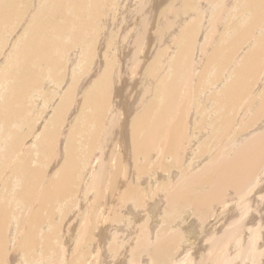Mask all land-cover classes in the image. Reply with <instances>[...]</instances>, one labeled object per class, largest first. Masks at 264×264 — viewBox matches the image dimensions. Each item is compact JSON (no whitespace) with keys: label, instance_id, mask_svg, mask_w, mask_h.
<instances>
[{"label":"bare ground","instance_id":"1","mask_svg":"<svg viewBox=\"0 0 264 264\" xmlns=\"http://www.w3.org/2000/svg\"><path fill=\"white\" fill-rule=\"evenodd\" d=\"M26 1L27 0H0L1 20L3 21L7 18L17 19L12 20V24L11 26H8V30L13 27V25L19 26L13 33V36H11L14 38V40L12 39L13 41L10 43L11 49L6 52L5 50L7 48L4 46L6 48L5 50L2 49L4 52L0 50V52L5 54V56H3L5 58L2 61V65H6L9 60L15 61L16 63L22 65H34L35 69L30 71L29 76L24 81V86L35 89L32 92L35 98L42 96L43 94H45L44 96L48 95L45 90L51 84H56V82L53 81V77L51 76V71H57L58 76L59 69L61 67V61H68V65L66 67L68 79H66L67 83H65L66 86H68L70 83L71 84L67 88H65L66 86L63 85L64 87L59 90L57 88H50L54 97L59 93L56 106L51 103L53 105V109L55 108L56 111L58 110V113H54L56 118L52 115L53 118H51L49 122L51 123L50 125H56L55 122L65 119L64 117L69 114L71 110L68 111V109L70 106L72 107L76 101L77 90H80L79 86L81 87L80 94L83 95H81L82 97H79L80 100H78L75 104L76 107L73 111L75 113H72L71 115L74 118V122L69 124H75V126L69 125L68 128H70H67V130L63 132L65 146L59 149L58 156L62 158L63 154H65V159L61 160L60 165L58 164L59 167L56 169L55 173L49 174L46 173V170L43 172V170H40L41 168L37 170L35 166L30 164V161L25 154H23L24 156H22V160L19 162L17 161L18 163L14 165L12 173L10 172L11 179L14 180L16 185L20 187L22 186V190H19L17 193L21 195V198H23V203L20 204H22L21 206L24 205V207L22 209L23 212L22 210H18L20 214H16V216L20 217L21 215L23 218L22 220L24 221L26 218H30L31 214H33L35 216V224L37 226L43 227L48 221L50 222V217L56 219L58 216H62L63 209L65 208V201L67 199H71L72 194H74V190L71 187L76 184L77 180H80L79 186L75 189L77 192L76 198L82 199V193H86L87 195L84 197V200L87 201L88 198L92 200L88 202V215L84 214L82 216L81 221L83 224L82 227L79 228L81 230L80 233H78V239L76 240V243H81L84 240L80 239L83 236L84 230L87 229V227L84 226V222L86 221L88 223L89 218L92 219L94 217L90 216L89 214H92L95 210H102L100 216L103 219L106 217V206L104 205H109L112 203V205H109L111 207H108L109 209L107 208V214L110 213V210H112L113 206H118V209H115L117 215L114 213V215L117 217L111 221L106 222L105 220L106 224L108 223L110 226V233L109 235L107 234V237L105 236L104 239L101 240L106 241L116 237L119 241L118 243L121 242V248H119V245L118 247L114 246L115 243L113 242V246L111 244L110 245L113 248L117 247L116 250L115 248L111 250L110 246H106L104 249L105 253L107 251L111 253V258L117 252L119 255V251L122 250V255L120 258L121 260L119 262L121 264H139L142 263L140 260L144 261V259L148 258V255L150 256V262L152 261V263H155L156 258H158V262L159 260L163 259L162 256L167 255L166 253H162L164 246H168V244L165 243L168 241H170V244L174 243H171L173 238L169 240L166 239L167 241L164 239L165 241H162L160 240V237L165 238L167 237L166 235H168V238L169 236L172 237L173 235L177 237V233L178 237L182 239L184 238L183 236H185V232H188L191 235L194 233L198 234V232L203 233V235H207L204 243L210 245L208 248H205L206 244H198V250L201 251H198L195 246V250L198 251L196 252L197 254H192L193 257L191 259L189 258L187 261L185 259L190 254L183 251V253H185H180L179 255L175 256L173 261H166L169 257L166 259L165 257L167 256H165L164 258L166 260L164 259L160 261L161 263L165 261V264H264V72L262 73V71H264L262 70L264 63V34L263 32L259 33L262 31V29H264V0H186L188 3L184 5V8L187 6H190V8H195L192 9V12L187 11V8L183 9L184 13L190 12V14H188L190 18L188 17L189 20L187 23L183 24L182 22L183 25L176 24V26L173 24L175 19L172 20L169 15L170 13L173 14L171 10L176 11V9L183 4L182 0H153L152 2L150 1V4H142L140 12H137L138 14L136 17L131 19V21H134L141 16L140 23L139 21L137 23L128 22L127 25L125 21L123 22V20H129L130 16L135 12L133 9H128L126 13H120L117 16L115 11L118 10L117 5L119 7L120 1L122 0H74L77 5V9L72 10V13L70 14L64 7L65 4H67L70 0H60L58 5L53 10V20L39 19L35 21V24L32 27H30V23L34 21L36 12H40L44 8L45 4H39L38 0L37 5L36 0H33L31 8L27 11L30 12V14L27 15L26 12V15H23L22 12L26 8ZM194 1L196 3L201 1V3H197V6L195 5ZM21 2L23 6L19 5ZM129 3L130 1L127 4ZM140 3H142V1H140L139 4ZM167 3L172 5L170 6L171 10L167 8L170 11L169 13L167 12L168 10H163L161 12V9H159L160 12H157V8H155L156 4H158V6H163L162 8L166 9L165 7ZM146 4L151 8L154 6L156 9H154V11H152L148 16L146 13H144L147 7L144 5ZM34 5L37 8L32 10ZM212 9L219 11L221 14L218 20L220 23L217 27H221L220 30H225V36L227 38H231L233 42H228L226 45H224L223 40H218L215 42V38H213V41L211 40L210 43L206 45L207 48H202L201 46L202 49H199L202 50L201 55L202 59H204L202 61L204 63L206 61L205 64H207L208 61L211 67L208 65L210 68L208 67L209 69L203 71L201 74L199 73V76L194 74L195 71L189 75L188 71L189 68H191L190 66L192 62L190 57L192 56L195 58V54L198 50L197 46H195V43H198L195 42L196 34L202 28H204V31H206L210 26V19L208 21H203L201 17L209 10L212 11ZM155 11L156 13H161V15H164L165 13V19H159L161 16L160 14H157L156 17ZM176 12L174 14L178 15L179 13L177 12V14ZM208 13L210 14V12ZM209 14H206V16ZM237 15L238 17H236ZM180 18L181 17H179V20ZM248 18L249 21L247 20ZM205 19H207V17ZM250 21L251 24L249 25ZM50 24L54 25V35L58 37L55 49L56 54L52 56L51 59L44 56L37 58L30 49V43L37 36L45 37L47 28ZM226 24L228 25L227 29ZM232 25L236 26V28L230 27ZM26 26H28L27 29H29L27 32L25 30ZM251 28L256 29H252L253 33L251 31L249 38L244 41ZM10 34L11 33L8 34L7 32V35H5V40L7 42L9 39L8 36ZM118 35L120 38H118ZM100 36H105L104 40L108 42L107 45L104 44V47L107 46V54L109 56L112 55L109 53L110 50L116 47H113L112 44L115 43V41H119L117 42L119 43L117 56L120 55V58H118L120 61L118 65L114 60L115 58L112 60L106 59L105 64L100 61L95 62L96 65L98 64L97 67L99 72L97 74L100 72L101 74H99V79L89 80V75L86 76V72H89V70H87L86 67L88 65L90 66L94 59H96V54H94L95 47L93 51L92 46L94 45H92V43L101 38ZM197 36L199 37L201 34H197ZM29 39L30 41L28 42ZM204 39L205 38H203V40ZM249 41H255L254 45L251 42L250 43L252 45H249ZM22 44L24 45L23 47L21 46ZM165 44L170 47L171 51L173 48L172 46L181 45L180 55L176 56L178 59L175 63H173V66H171L170 69L173 74V79L169 80L167 75H163L160 78L161 84L155 85L156 87L153 86V89L150 88L153 90V92H155V94H149L150 100L146 98V100L142 101L143 98L141 99L140 97V99H138V101H142L141 104H146L148 101H150V103L148 102L149 105L144 107V110L142 109L141 112L138 111L139 113H135L134 110L135 106H137V100L131 99L134 98L133 96H135V93L133 94V90L138 88L140 83L144 82V78L148 79V77H144V70L150 71L152 69H159L156 65V62L160 57L162 58L161 54H164L162 51L158 53L157 57L153 61L150 62L148 60L152 50L160 49V46H164ZM230 45H233L234 47L231 50ZM208 48H212V53ZM179 51L180 50L178 48V52ZM240 54L243 56L240 57ZM83 55L85 56V60L87 59L86 63L88 65L86 66L85 64L84 67L83 64L82 68L81 66L83 61L81 60V57H84ZM104 55H106V53H104ZM238 56L241 61L240 64L238 63ZM172 58L173 57L171 56V59ZM205 58L208 59L206 60ZM78 59L82 61L81 64L80 60L79 62L77 61ZM197 59L195 58V60ZM166 62H168V60ZM93 66H95V64H93ZM37 69H41L42 75L44 76L43 81H39L38 76L36 77L34 70L38 72ZM118 69L122 71L117 72ZM211 69L215 72L213 74V82L209 79H206L208 75L206 72H210ZM2 70L3 72L1 75H4V73L9 74L7 68L1 69L0 72ZM113 72H115L116 74H114L117 75L116 82H118L119 85L122 84V89L124 88V83L126 84V81H128H125V75L129 73L128 75H131V82L129 81L128 83L131 85L126 86V88L122 91L121 87L116 88V91H113V89H115L114 86H116L113 85L114 83H112L114 80L112 76ZM181 72H183L184 76H182L181 82H178V78L180 76L179 74ZM10 73L11 75H14L12 67ZM82 73H84V75ZM261 74H263L262 77ZM77 76H79V78L76 81ZM8 77L6 76L5 78H1L0 76V82H4L0 83L3 86L2 88H5L6 86V89H9L10 84L7 82H9L10 75H8ZM85 77L86 79L84 82L83 79ZM60 78L62 79V77ZM30 80H32L34 83H28ZM206 80H208L210 83V88L218 86L217 89L219 90L216 91V89H213L215 92L211 90V95L209 92H206L205 88L208 87L209 84L206 82ZM58 81H60V79H58ZM192 81H194L193 86L197 87V90L195 91L198 92L200 101L198 104H196L193 102L194 97L191 98L189 96L190 101L188 102V99L187 102L190 105L185 104L184 106V104H181V106L183 105L184 107L182 109L180 108L181 106H179L181 101L180 103L178 102V100L181 98V90L184 86H190ZM157 82L159 83V80H157ZM153 83L154 82L150 81L149 85H154ZM158 85H160L159 88ZM18 86L19 84L12 85V97L10 99L4 100L3 105L0 106V148L5 149V152L0 155V161L1 159H5L8 163L10 160L13 161L14 158L16 159L17 157H20L17 155V152L21 149V142L23 144L25 139L24 136H21L22 134H19L20 137L18 135L13 138L11 132L16 131L15 129L18 126L14 127V124L11 121L12 118L9 115L10 113L8 114L4 110V107H7L8 112L11 111L9 110V104L11 105V103L17 97L15 94L17 92L20 93L21 91L20 88H16ZM200 87L204 88L201 92L200 89L202 88ZM144 88L145 87H143V89ZM148 88L149 87L147 86V89ZM118 89L120 91H118ZM151 90H144V92L149 91L148 93H150ZM140 91L141 90L138 92ZM195 91H192L191 94H194ZM1 92L2 91H0V94ZM113 92L117 93L115 94V98L113 96ZM155 96L156 98H154ZM163 96L165 99L162 103H160V97ZM184 96V99H186V95ZM234 96H237V98L235 99ZM112 97L114 98V101L112 100ZM50 98L51 96L49 97V101ZM240 98H244L245 106L241 104L243 101H241ZM115 99L121 101L123 105L120 103V107H118V104H116L117 108L113 107L116 110L113 111L114 113L109 119L112 121H108L107 123L110 122L108 125L104 123L105 126H103V119L108 117V111L112 107V105H110L112 103L111 100L113 102H118ZM129 99H131V102L127 101ZM83 100L90 104L91 111H85V107L82 104ZM27 102L25 103L27 104ZM238 102H240L239 104H241L243 107H237ZM115 103H113V105ZM22 105L23 104H21V107ZM24 105L21 115L23 114V110H25L28 115L30 113V109ZM158 106H160V108ZM157 107L159 109L158 111H156ZM189 107H191V109H196V111L201 114V118H198L200 115H197L196 112V117L195 119L193 118V120H195L194 122H196V119L200 120L198 123V127L200 126L199 129L196 126L198 129V133L195 132L196 134L191 132L192 130L190 127L193 125L187 128V126H189L188 121L192 118V116L189 115V112L187 115V111H185V108L188 109ZM138 108L141 109L143 107L140 105ZM47 109L48 108H46V110ZM181 109L183 110L182 114L179 112ZM133 112L136 114L135 116L132 115ZM15 114H17V112ZM8 115L10 116L9 118L11 120L8 118ZM246 115L249 117V120H247L246 123L247 125L243 124L245 123L244 120L241 122ZM12 117H14V114ZM31 117L29 118L31 119ZM236 117L237 119L238 117H243L239 119V121L241 120V124L243 126L245 125L246 127H242L243 129L240 128L241 132L237 129V126L240 125H237V128H234L233 126ZM28 119H26L25 122L27 125L30 121ZM80 119L83 121H81L83 123V127L81 126L82 128H80L79 125H76L80 124L78 123L80 122ZM94 121H96V124H98L100 129H104L103 135L101 134L102 130L99 131V129L96 131V136L98 139L95 140V143L91 142V147H86L90 151L85 149L86 152L81 155L78 153V151L80 147L82 148V146H80V144L74 143V141H77L76 139H73L74 133L76 129H78L79 135L81 133L86 134L85 131L88 129V127L91 129ZM207 121L208 123H205ZM45 122L47 123V121ZM88 124L90 126H88ZM206 124L209 126L207 127ZM47 125L46 127H48ZM203 125L206 126L203 127ZM101 126L104 128H101ZM241 129L244 130L243 133L247 134V136L245 137L246 139H243L244 141L239 142V132L243 136ZM201 130L206 131H204L205 133H202ZM207 130L212 138L210 136L205 137V135L208 134L206 133ZM194 131L195 130H193V132ZM86 132L89 133V130ZM191 133L193 135H191ZM54 134L55 130L44 132L41 139H39L40 137L38 138V144L34 146L36 148L40 147L39 149L47 148L49 144H52L51 142L54 140ZM82 135L83 134L80 136ZM82 137L80 143L89 142L87 141V138H90L91 140L89 135ZM11 138H13V141ZM9 139H11V142L8 141ZM54 146L56 147V145ZM51 148L53 147L51 146ZM38 151L39 150L37 149V152ZM40 151L42 153V150ZM54 155L55 154L52 151L50 156L47 154L49 158H55ZM140 155H142L141 158H139ZM35 156L34 160L37 161L38 159H36ZM128 157L131 158L129 159ZM189 160H191V163ZM206 160L208 163L206 165L202 164L203 162H206ZM1 162H4V160ZM187 162L189 165H186ZM130 163L132 164V167ZM201 165H204L202 166L203 168L201 167L202 169H200ZM7 168L8 167H6V169ZM85 168V173L82 175V171L84 172ZM94 168L96 171L94 172L93 178L89 181L90 175L92 174ZM160 177L165 179H161ZM41 179H43V184L41 183ZM142 182H144V184H142ZM108 185L111 187V192H116L114 198H112L113 200L111 199V195H109L110 199L108 198V191L105 189ZM155 185H157V187ZM139 186H141L143 189ZM146 188H151L150 193L152 198H150L151 196H148L149 198H147V195H145L147 199L144 197L143 194L149 192V190ZM150 193L148 195H150ZM15 197H18L17 194ZM17 202L20 201H16V203ZM130 204L132 206L131 209H133L132 214L135 216V219L132 216V223H135L134 227H136V230L130 229L129 226L125 225L124 220H127L126 218H124V220L118 218L121 214L120 211L124 209L123 207L127 205L129 206ZM79 205V202H77L71 209L70 204L69 209L73 213L76 211ZM126 210L127 209L125 208L124 212H126ZM146 211L149 213H146ZM111 212L113 213V210ZM171 212L177 213V218L174 216V214L172 216ZM5 213L6 208H4V206L0 203V264H13L14 262L12 260L17 261V256L18 263L16 264H33L37 258L34 251L37 250L36 248L38 245H41V249L39 247V251H43L45 253L44 254L41 252V254L47 256V253L50 251L52 254L57 252L56 255L58 256V260L61 259V257H64L59 254L63 252V247L64 251L66 252L65 248L67 249L70 247V244L59 243L60 245L58 246V252V247L54 244H51V241H48V244L46 243L47 240L45 238H48V235L42 236V238L46 240V242L43 241V244H37V242H39L37 237L35 238L29 236L26 239L25 244H19L21 245L22 249L20 246H15L18 241L15 245V242H12V246H15V249L13 248L10 250L9 245L11 243L10 240L12 239L8 238V236H11L12 238L13 235V241L18 240L16 235L18 223L17 218H15L14 222H11L7 225L5 223ZM23 214L25 215L24 217ZM122 214L124 213L122 212ZM188 215H192L193 217L191 216L190 219ZM124 216L127 217V215ZM147 216L150 217L149 220ZM165 216L168 218L166 219ZM140 218H144L145 221L142 220L143 223L139 222ZM192 219H197L201 222L198 223L196 221V224H194L195 226H193ZM19 222L22 224L20 219ZM216 222L219 223L215 226ZM139 223L140 225H138ZM100 225L97 227L99 228ZM114 226H116L119 230V236H113L114 234L112 233H116ZM91 229L92 228L89 230L87 229V235L91 233ZM9 231L11 234L7 233ZM105 231L106 230L104 228L103 232ZM131 233H134V236L137 237L134 247L128 243L125 244L128 238H130L129 234ZM84 235L86 236V234ZM125 237L127 240H123ZM190 238H192V236ZM202 238L204 239V237ZM155 240L164 244H155ZM8 242L10 243L8 244ZM59 242H61V240ZM127 242H129V240ZM100 244H102V242L99 239L98 243L90 244L88 247L90 248L89 252L93 253L95 257L100 256V260L98 261L101 262L103 261V259L101 260L102 253L98 249ZM153 245L156 246L154 250L151 249V246ZM186 245L183 246V249ZM72 246L74 245L72 244ZM141 248H143L144 251L148 253L145 256L142 250L143 256H145V258L140 255L139 259L137 258V261L135 262V257L138 256V253L136 255L135 251L138 252V249L140 250ZM118 249L119 251H117ZM185 250L187 249L185 248ZM18 252H20L23 257L19 255ZM200 252L201 254H198ZM140 253L141 252H139V254ZM41 254H38L39 258ZM44 255H42V257ZM127 255L130 257H127ZM195 256H198L199 259H196ZM45 257L43 259H45ZM118 257L116 258L118 259ZM127 258V262L129 261V263L126 262ZM47 261H51L52 263L54 262L53 260ZM88 262L90 261H88L86 258V262L82 264H88ZM67 263L68 262H66V264ZM45 264L51 263L49 262ZM156 264H159V262Z\"/></svg>","mask_w":264,"mask_h":264},{"label":"rangeland","instance_id":"2","mask_svg":"<svg viewBox=\"0 0 264 264\" xmlns=\"http://www.w3.org/2000/svg\"><path fill=\"white\" fill-rule=\"evenodd\" d=\"M59 1L60 0H39V4H42V3H44L45 4V6H44V8L40 11V12H36V15H35V19H34V21H32L31 23H30V27H32L34 24H35V21L36 20H39V19H50V20H53L54 19V15H53V10L55 9V7L58 5V3H59ZM130 1V3L129 4H127L128 2ZM140 1H142V3H140L139 4V2ZM146 1V2H145ZM150 1L152 2L153 0H122V1H120V6L118 7V5H117V8H118V12L117 11H115L116 12V15L118 16L120 13L121 14H124V13H126L127 12V10L128 9H133L134 10V12L135 13H133L131 16H130V18H129V20H123V22L125 21L126 22V25L128 24V22L129 23H137L138 21H139V23H140V18H141V16L140 17H138V19L137 20H134V21H131V19L133 18V17H136V15L138 14L137 12H140V10H141V6H142V4H145V3H148V4H150ZM202 1V0H201ZM201 1L200 2H197V3H201ZM32 2H33V0H27L26 1V8L23 10V15H26L25 13L31 8V6H32ZM36 2H37V5H38V0H36ZM182 2H183V4L182 5H180V7H178L177 9H176V11L180 14V13H182V14H178L176 11H173V10H171L170 8V6H172V5H169L168 3H167V5H166V9H163L162 7L163 6H158V4H156L155 5V8H157V12H160V10L159 9H161V12L163 11V10H168L167 12L169 13L170 11H169V9L173 12V14H171L170 13V18H172V20H174L175 19V21L173 22V24H174V26H176V24L178 25V24H181V25H183V24H185V23H187L188 22V20H189V16H188V14H190V12H192V9L193 8H195V7H193V8H190V6H187V7H185L184 8V5H186L188 2L186 1V0H182ZM194 3H195V5H197V3L194 1ZM124 4V5H123ZM20 6H23V4H22V2L19 4ZM126 5V6H125ZM134 5V6H133ZM194 5V6H195ZM144 6H147L146 7V9H145V12L144 13H146V15L148 16L149 14H151V12L152 11H154V6H153V8H151V7H149L147 4L146 5H144ZM168 6V7H167ZM183 6V7H182ZM198 6V5H197ZM196 6V7H197ZM65 9L68 11V13L70 14V13H72V10H76L77 9V5H76V3L74 2V0H70L67 4H65ZM37 7H35V5H34V7L32 8V10H35ZM127 8V9H126ZM135 8V9H134ZM167 8H169V9H167ZM187 8V9H186ZM120 9V10H119ZM151 9V10H150ZM153 9V10H152ZM183 9H186L187 11H190L189 13H184V10ZM156 10V9H155ZM147 12H149V13H147ZM177 13L178 15H175L174 13ZM208 12H210V14L208 13ZM206 14H209V15H207L206 16V14L205 15H203L201 18H202V20L203 21H208L209 19H210V26H209V28L206 30V28H205V30L206 31H204V28H202L197 34H201V36H197V34H196V38H197V40H196V38H195V42H198L197 44L195 43V46H197V48H198V50H197V53L195 54V58L197 59V58H199V59H197V60H195V58H193L192 56L190 57L191 59V68H189V75H191V73L193 72V71H195V73L194 74H196V75H198L199 73L201 74L203 71H206L207 69H209L210 67H211V65H209V63H208V61H207V64H205L206 63V61H205V63L202 61V60H204V59H202V55H201V52H202V50H200V49H202L203 47H206V45H208L209 43H210V41L212 40L213 41V38H215V42L216 41H218V40H223V43H224V45H226L228 42H230V43H232L233 41L231 40V38H227L226 36H225V30H220V28L221 27H217V26H219V23L220 22H218V20H219V18H220V16H221V14H220V12L219 11H216V10H213L212 9V11L211 10H209ZM4 13H5V11H4ZM211 13H212V15H211ZM30 14V12H27V15H29ZM155 14H156V17H157V14L159 15H161V13H156V11H155ZM186 16H185V15ZM172 15V16H171ZM74 16V15H73ZM162 16V17H161ZM160 16V18L159 19H162V18H164L165 19V13H164V15H161ZM174 16V17H173ZM208 16H209V18H208ZM159 17V16H158ZM179 17H181L180 18V20H179ZM186 17V18H185ZM189 17V18H188ZM203 17H207V19H205V18H203ZM236 17H238V15L236 16ZM116 19V18H115ZM124 19V18H123ZM12 20H17L16 18H7V19H5V20H1V18H0V50L1 51H3V50H5L6 48V52L8 51V50H10L11 48H10V43L14 40V38H12L11 36H13V33L17 30V28L19 27V26H17V25H13V27H11L9 30H8V26H11V24H12ZM179 21V22H177V21ZM183 20V21H182ZM248 21H249V18L247 19ZM182 22H183V24H182ZM249 23V22H248ZM170 24H172V23H170ZM251 24V21H250V23H249V25ZM27 27L28 26H26L25 27V30H26V32L27 31H29V29H27ZM230 27H235L236 28V26H234V25H232V26H230ZM229 27V28H230ZM228 28V25L226 24V29ZM219 29V30H218ZM254 29H256V28H251V30H250V32L247 34V36L245 37V39H244V41L245 40H247L248 38H249V36H250V34H251V31H252V33H253V30ZM119 31V30H118ZM205 32V33H203V32ZM7 32H8V34L9 33H11L9 36H8V42L5 40V35H7ZM117 32V31H116ZM120 32V31H119ZM261 32H263V34H264V29H262V31H260L259 33H261ZM110 33H113V32H110ZM121 33V32H120ZM203 34H204V36H203ZM206 34V35H205ZM119 36V35H118ZM101 38H99L98 40H96L94 43H92V45H94V46H92L93 47V51H94V47H95V52H94V54H96V59H94V61H93V63L89 66L86 62H87V59L85 60V56L84 57H81V60L83 61V63H82V68H83V64H84V67H85V64H86V68H87V70H89V72L87 71V70H85V71H87L86 73V76L87 75H89V80H97V79H99V74H101V72L99 73V74H97L99 71H98V64L96 65V63L95 62H102V63H104L105 64V60L107 59V60H112V59H114L115 60V62H116V64L118 65L119 64V59L118 58H120V55L119 56H117V52H118V49H119V43H117V42H119V41H115V43H116V45H115V43H113L112 44V46L114 47V46H116V47H114V49L112 50H110V55L111 56H109L107 53H108V50H107V46H105L104 47V44H108V42L107 41H105L104 40V38H105V36H100ZM103 37V38H102ZM118 38H120V36L118 37ZM203 38H205L204 40H203ZM13 39V40H12ZM57 40H58V37H56L55 35H54V25L53 24H50L49 26H48V28H47V32H46V35H45V37H42V36H37L34 40H32L31 41V43H30V49H31V51L36 55V57L38 58V57H40V56H44V57H47V58H49V59H51V57L52 56H54L55 54H56V51H55V49H56V44H57ZM121 40H122V36H121ZM30 41V39L28 40V42ZM6 42H7V44H6ZM27 42V43H28ZM201 42H203V43H201ZM251 41H249V43H250ZM9 43V44H8ZM26 43V44H27ZM248 43V44H249ZM253 45H254V43H255V41H252L251 42ZM249 44V45H252V44ZM46 44V45H45ZM96 44V45H95ZM201 44V45H200ZM247 44V45H248ZM7 45H8V47H7ZM6 48H5V47ZM22 47L24 46L23 44L21 45ZM201 46H202V48H201ZM163 47H165V48H163ZM173 48H172V51L170 50V47L169 46H167V44H165L164 46H160V49H157V50H152L151 51V55H150V58H149V60L148 61H153L156 57H157V55H158V53L159 52H163L164 54H161L162 55V58L160 57L158 60H157V62H156V65H157V67L159 68V69H157V70H155V69H152V70H144V77H148V79H146V78H144V82H142V83H140V85L138 86V88H136L138 91L139 90H141L142 91V93H141V91L140 92H138L136 89H134L133 91V94L135 93V96H133L134 98H131V99H135V100H137L136 101V104H137V106H135V110H134V112L135 113H139V112H141L142 111V109L144 110V107H147L148 105H149V103H150V101H148L146 104H141L142 103V101L143 100H146V98H150V95H151V93H154L155 94V92H153V90H151V89H153L154 87L153 86H155V85H157V84H161L160 82V78L163 76V75H167L168 76V79L170 80V79H173V74H172V72L170 71V69H171V66H173V63H175L176 62V60L178 59V58H176V56H179L180 55V52H181V45L179 46H172ZM179 48V52H178V48ZM209 47V46H208ZM161 48H163V49H161ZM177 48V49H176ZM200 48V49H199ZM207 48V47H206ZM234 47H233V45H230V50L231 49H233ZM3 49V50H2ZM97 49V50H96ZM209 49V51L212 53V48H208ZM115 50H117V51H115ZM199 50H200V52H199ZM12 51V50H11ZM153 51H154V53H153ZM4 52V51H3ZM3 52H0V65H1V68H0V70L1 69H3V68H7L8 69V72H9V74H7V73H4V75H1L2 74V72H3V70L0 72V76H1V78H5L6 76L8 77V75H10V79H9V82H7V83H9L10 84V86H9V89H6V86H5V88H2L3 86L0 84V86H1V88H0V91H2L1 92V94H0V106L1 105H3V101L4 100H7V99H10L11 97H12V95H13V93L11 92V87H12V85H16V84H19V86L18 87H16V88H20L21 89V91H20V93L19 92H17L16 94H15V96H17L16 98H15V100L17 101H13L12 103H11V105H13V106H11L10 104H9V110H11V111H9L8 112V109H7V107H4L5 109V111H6V113H10L9 115L11 116V118H12V120L9 118L10 116L8 115V118L13 122V124H14V127H16V126H18L15 130L16 131H14V132H11V134H12V136H13V138H15L16 136H18L19 134L21 135V136H24V142H23V144H22V142H21V149L17 152V155H19L20 157H17L16 159L14 158V162L12 161V160H10L9 161V163L8 162H6V160L5 159H1V161H3L4 160V162H1L0 161V164H1V168L3 169H1L0 168V203L4 206V208H6V213H5V223L8 225L9 223H11V222H14V219L15 218H17V223H18V229H17V232H16V235H17V239L18 240H14L13 241V235H12V238H11V236L9 237L8 236V238H10V239H12V240H10V242H8V244L10 243V245H9V248H10V250H12L13 248L15 249V246L17 247H19L20 246V248L22 249V247H21V245H19V244H25V241H26V239L29 237V236H32V237H37V239L39 240V242H37V244H43L44 242H46V240H47V244L51 241V244H54V245H56L57 247L60 245V244H70V247H68L67 249L65 248V250H66V252L64 251V247L62 248V250H63V252L61 253V254H59V255H61V256H64V257H61V259H57V252L55 253V254H52L50 251H49V253H47V256L46 255H44L45 253L43 252V251H41V252H43L44 254H41V252L39 251V247L41 246V245H38V247L36 248L37 250H35L34 251V253H35V255L37 256V258H36V260H35V262L33 263V264H45V263H51V264H66V262H68L67 264H82V263H84V262H86V258H87V260L88 261H90V262H88V264H102V263H105V264H121V263H119L120 262V258H121V253H122V250H120L119 251V249L117 250V251H119V255H118V252L117 253H115L114 255H113V259L111 258V253H109L108 251L105 253L104 252V249L106 248V246H110L111 248V250L112 249H114L115 248V250L117 249V247H118V245L120 246V244H121V242L120 243H118L119 241H118V239L116 238V237H114V238H112V239H110L111 240V242H110V240H106V241H102L103 239H104V237L106 236L107 237V234L109 235V228H110V226H109V224L107 223L106 224V222L107 221H111V220H113V219H115L117 216H115L114 215V213L116 214V210L118 209V206H113V208H112V210H113V213L111 212L112 210H110V213H108L107 214V208L109 207H111V206H109V205H112V203H110L109 205H107V204H105L104 206H106L105 207V209H106V217H104L103 219L101 218V216H100V213H102L101 211L102 210H95L92 214L90 213L89 215L90 216H94L92 219L91 218H89V222L87 223L86 221V223L84 222V226L85 227H87V229L89 230L90 228H92L91 229V233H89L88 235H87V229L86 230H84V233H83V236H84V238H83V236L80 238L81 240L82 239H84L81 243H76V240L78 239V233H80V230L81 229H79V228H81L82 227V224H83V222L81 221L82 220V216L84 215V214H87V209H89V203L88 202H90L92 199H89L88 198V200L86 201V200H84V197H86V193H82V199H77L76 198V196H77V192L75 191V189H76V187H78L79 186V182H80V180H77L76 181V184L74 185V186H72L71 188L74 190V194H72V201H71V199H67L66 201H65V203H64V206H65V208L63 209V212H62V216H58L56 219H54L53 217H50V222L48 221L43 227H40V226H37L36 224H35V222H34V218H35V216L33 215V214H31V217L30 218H26L24 221L22 220L23 218L21 217V215H20V217H18V216H16V214L17 215H19L20 213H19V211L20 210H22L23 209V207H24V205L23 206H21L22 204H20V203H23V198H21V195H19L17 192L19 191V190H22V186L20 187V186H17L16 185V183L14 182V180L13 179H11V173H12V170L14 169L13 167H14V165L15 164H17L20 160H22V156H24L23 154H25L26 155V157L29 159V161H30V164L32 165V166H35V168L38 170V169H40V170H43V172L46 170V173H51V174H54L55 173V171H56V169L59 167V165L61 164V160H63V159H65V154H63V157L62 158H60L59 156H58V152H59V149H61V148H63L64 146H65V138H64V133L63 132H65L66 130H67V128H68V126L69 125H72V124H69V123H73L74 122V118H73V116H71L72 115V113H75V112H73L74 111V108L76 107V103H77V101L78 100H80V98L79 97H82L81 95H83V94H80V90H81V87L79 86V89L80 90H77V98H76V101L74 102V105L71 107L70 106V108L68 109V111L69 110H71L70 112H69V114H67L64 118L65 119H61V120H59V122H55L56 123V125L55 124H52V125H50L51 123H49L50 122V120H51V118H53V116L55 117V114H57L58 113V110L56 111V109L54 108L53 109V105L52 104H54V106H56V102L58 101V99H57V97L59 96V93L58 94H56L55 95V97H54V95L52 94V92H51V89L52 88H57L58 90L59 89H62L64 86H66V83H67V80L66 79H68V77H67V72H66V67H67V65H68V61H65V60H62L61 61V67H60V69H59V75L57 76V71H51L52 73H51V76L53 77V81L54 82H56V84H51L45 91H46V93L48 94L47 96H44L45 94H43L42 96H39V97H35L34 98V96H33V94H32V92L35 90V89H33V88H30V87H27V86H24V81L26 80V78L29 76V73H30V71L31 70H33V69H35V66L34 65H22V64H18V63H16L15 61H12V60H9V62L6 64V65H2V61H3V59L5 58V57H3V56H5V54L3 53ZM104 53H106V55H104ZM169 53V54H168ZM195 53V52H194ZM172 54V55H171ZM200 54V55H199ZM242 54V53H241ZM239 55L240 57H242L243 55ZM165 55V56H164ZM197 55V56H196ZM171 56L174 58V56H175V58L173 59H171ZM194 56V55H193ZM199 56V57H198ZM239 56H238V63L240 64V58H239ZM99 57V58H98ZM106 57V58H105ZM163 57H165V58H163ZM170 57V58H169ZM171 60H169V59ZM118 59V60H117ZM162 59V60H161ZM206 59V58H205ZM208 59V58H207ZM206 59V60H207ZM79 60L80 59H78L77 61L79 62ZM80 60V64H81V61ZM97 60V61H96ZM168 60V62H166ZM200 60V61H199ZM237 61V60H236ZM166 62V63H165ZM263 62H264V59H263ZM203 63H204V66H203ZM89 64H90V62H89ZM93 64H95V66H93ZM101 64V63H100ZM193 64V65H192ZM200 64V65H199ZM164 65V66H163ZM197 65V66H196ZM199 65V66H198ZM201 65H202V67H201ZM210 67H209V66ZM206 66H207V68H206ZM11 67H12V71H13V73H14V75L12 74L11 75ZM90 67V68H89ZM205 67V68H204ZM209 67V68H208ZM89 68V69H88ZM162 68H164V69H162ZM196 68V69H195ZM204 68V69H203ZM91 69V70H90ZM121 69V68H120ZM120 69H118V71L117 72H119V71H122V70H120ZM161 69V70H160ZM38 70V72H36V70H34V72L36 73L35 75H36V77L38 76V80L39 81H43V79H44V76L42 75V72H41V69H37ZM117 70V69H116ZM123 70H125V69H123ZM197 70V71H196ZM262 70H264V63H263V69ZM84 71V72H85ZM153 71V72H152ZM159 72V73H158ZM167 72V73H166ZM168 72H170V73H168ZM264 71H262V73H263ZM115 72H113V74H112V76H113V78H114V80L112 81V83H114L113 85H116V86H114L115 87V89H113V91H116V88H120L121 87V85H119L118 84V82H116L117 81V75H115L114 74ZM151 73V74H150ZM215 72L211 69L210 70V72H206V74H208L207 75V78L206 79H209V80H211L212 82H213V74H214ZM61 74V75H60ZM65 74H66V76H65ZM83 75H84V73H82ZM129 73H127L125 76H126V78H125V81L126 80H128V81H126V84L124 83V88L122 89V87H121V91L122 90H124L125 88H126V86H128V85H131L130 83H128L129 81L131 82V75H128ZM170 74V75H169ZM199 74V75H200ZM64 75V76H63ZM155 75H156V77H155ZM180 76H179V78H178V82H181V80H182V76H184V74H183V72H181L180 74H179ZM198 75V76H199ZM262 75L263 74H261V77H262ZM12 76H14V77H12ZM198 76H196V77H198ZM57 77V78H56ZM59 77V78H58ZM60 77H62V79L60 78ZM97 77V78H96ZM129 77V78H128ZM9 78V77H8ZM14 78V79H13ZM78 78H79V76H77L76 77V81L78 80ZM87 78V79H88ZM96 78V79H95ZM157 78V79H156ZM55 79V80H54ZM58 79H60V81H58ZM85 79H86V77L83 79V81L85 82ZM156 79V80H155ZM15 80V81H14ZM33 80V79H32ZM32 80H30V82H28V83H31L32 84ZM59 82H57V81ZM66 80V81H65ZM157 80H159V83L157 82ZM150 81H152V82H154L153 84L154 85H149V83H150ZM155 81H156V84H155ZM14 82V83H13ZM66 82V83H65ZM88 82V81H87ZM86 82V83H87ZM146 82V83H145ZM193 82L194 81H192L191 82V85L189 86H184L183 87V89L181 90V98H180V100H178V102L180 103V101H181V103H180V105H179V103H178V105L179 106H181V104H184V106H185V104H188V102L190 101V98H189V96L191 97V98H193V102L194 103H196V104H198L199 103V101H200V98H199V96H198V92L197 91H195V90H197V87H195V86H193ZM206 82L207 83H209L208 82V80H206ZM0 83H4L3 81H1ZM34 83V82H33ZM62 83H64V84H62ZM83 83V82H82ZM116 83V84H115ZM71 84V83H70ZM69 84V85H70ZM148 84V85H147ZM56 85V86H55ZM64 85V86H63ZM68 85V86H69ZM145 87L144 89H143V87ZM146 85V86H145ZM24 86V88L22 89V87ZM62 86V87H61ZM68 86H66L65 88H67ZM147 86L149 87L148 89L149 90H151V92L150 93H148V92H144V90L145 91H147L148 89H147ZM151 86V87H150ZM159 86L160 85H158V88H159ZM210 86V83L208 84V87H206L205 88V91L206 92H209V94L211 93V90L213 91V89H216V91L217 90H219V89H217L218 88V86L217 87H214V88H210L209 87ZM61 87V88H60ZM142 87V88H141ZM153 87V88H152ZM156 87V86H155ZM211 87H212V85H211ZM51 88V89H50ZM151 88V89H150ZM158 88H157V90H158ZM200 88H202V87H200ZM209 88V89H208ZM203 89L204 88H202V89H200V92L201 91H203ZM208 89V90H207ZM136 90V91H135ZM156 90V91H157ZM187 90V91H186ZM64 91V90H63ZM118 91H120L119 89H118ZM192 91H195L194 92V94H191V92ZM49 92H51V93H49ZM183 92V93H182ZM184 92H185V94H184ZM213 92H215V90L213 91ZM19 93V94H18ZM114 93V92H113ZM188 93V94H187ZM51 94V95H50ZM115 94H117L116 92L114 93V98H115ZM119 94V93H118ZM124 94H125V92H124ZM137 94V95H136ZM150 94V95H149ZM183 94V95H182ZM208 94V93H207ZM212 94V93H211ZM210 94V95H211ZM141 95V96H140ZM184 95H186V99H184L185 98V96ZM195 95V96H194ZM2 96V97H1ZM51 96V98H50V101H49V97ZM138 96V97H137ZM145 96V97H144ZM183 96V97H182ZM19 97V98H18ZM21 97V98H20ZM142 99V101H138V99H140V98ZM43 98H44V100H43ZM53 98H55V99H57V100H55V99H53ZM110 98H111V96H110ZM114 98L112 97V100L114 101ZM154 98H156V96L154 97ZM161 98V99H160ZM159 99H160V103H162L163 101H164V96L163 97H160ZM183 98V99H182ZM234 98L236 99L237 98V96H234ZM20 99V100H19ZM29 99V100H28ZM53 99V100H52ZM131 99H129V100H127V101H130L131 102ZM189 99V100H188ZM24 100V101H23ZM26 100V101H25ZM34 102H33V101ZM43 100V101H42ZM111 100V104L110 105H112V109L110 108L109 109V115H108V117H105V119H103V126H105L104 125V123H106V125H108L112 120H109L110 118H111V116H112V114L114 113L113 111H115L116 109H114V108H117V106H116V104H118V107H120V105L122 104L121 103V101H118L117 99H115V100H117L118 102H113ZM119 100H120V98H119ZM150 100V99H149ZM182 100H184V101H182ZM187 100H188V102H187ZM240 100L241 101H243V103L241 102V104L243 105V106H245V101H244V98L243 99H241L240 98ZM27 101H29V102H27ZM52 101V102H51ZM54 101V102H53ZM22 102V103H21ZM24 102V103H23ZM25 102H27V104L25 103ZM45 102V103H44ZM240 102H238V106L237 107H239L240 108V106H241V104H239ZM25 104L24 106H27L29 109H30V113L27 115V113L25 112V110H23V114L21 115V113H22V108H23V105H22V107H21V104ZM52 103V104H51ZM113 103H115L114 105H113ZM121 103V104H120ZM124 103V102H123ZM83 105H84V107H85V111L86 110H89V111H91V109H90V104L88 103V102H86L85 100H83V103H82ZM125 104V103H124ZM30 105V106H29ZM33 105V106H32ZM123 105V104H122ZM140 105H141V107H143V108H138V107H140ZM188 105H190V104H188ZM48 106H50V107H48ZM116 106V107H115ZM203 106V105H202ZM243 106H241V107H243ZM114 107V108H113ZM159 108H160V106H158ZM158 107H157V109H156V111H158L159 109H158ZM13 108H15V109H13ZM17 108V109H16ZM46 108H48L47 110H46ZM180 108H184L183 107V105L180 107ZM245 108V107H244ZM24 109V108H23ZM42 109V110H41ZM180 110L179 112H181V114L183 113V110ZM192 109H194V108H192ZM191 109V107H189L188 109L187 108H185V111H187L186 112V114L188 115V112H189V115H191L192 116V118H191V120H189L188 121V124H189V126H187V128L188 127H190V126H192L193 127V129H192V127H190V129L192 130L191 132L192 133H194V134H196V133H198V129H199V127H198V123H199V119H196V122H194L195 120H193V118L195 119V115H196V109H194V110H192ZM13 110V111H12ZM110 110H111V114H110ZM188 110H190V111H188ZM197 110H199V109H197ZM4 111V112H5ZM139 111V112H138ZM192 111V112H191ZM194 111H195V113H194ZM17 112V114H15ZM50 114H49V113ZM132 113V115L133 116H135L136 114L135 113ZM11 113H13L14 114V117H12L13 116V114H11ZM25 113V114H24ZM55 113V114H54ZM68 113V112H67ZM19 114V115H18ZM35 114V115H34ZM43 114V115H42ZM15 115H17V116H15ZM46 115V116H45ZM53 115V116H52ZM74 115V114H73ZM186 115V116H187ZM197 115H200L198 118H201V114L199 113V112H197ZM31 116H34V117H31ZM38 116V117H37ZM40 116H41V118H40ZM244 116V115H243ZM29 117H31V119L29 118ZM19 118V119H18ZM22 118V119H21ZM29 118V119H28ZM34 118V119H33ZM56 118V117H55ZM67 118V119H66ZM241 118H243V117H238V119H237V117H236V120L240 123H238L236 120H235V122L233 123V126H234V128H237L239 131H240V128H242V127H244L245 125H247L246 123H247V120H249V117L246 115L245 117H244V119H242V121L241 122H243V120H244V122L245 123H243V124H245L244 126L241 124V122L239 121V119H241ZM26 119H28V120H30L28 123V125H27V123H25L26 122ZM43 119H44V122H43ZM71 119H73V120H71ZM211 119V118H210ZM18 120V121H17ZM21 122H20V121ZM23 120V121H22ZM25 120V121H24ZM38 120V121H37ZM40 120V121H39ZM69 120V121H68ZM198 120V121H197ZM15 121V122H14ZM18 122V124H17V122ZM45 121H47V123L45 122ZM64 121V122H63ZM80 122H78V123H80V124H76V125H79L80 126V128H82L83 127V121L80 119L79 120ZM82 121V122H81ZM105 121V122H104ZM108 121H110L109 123H107ZM191 121V122H190ZM193 121V122H192ZM3 122V121H2ZM190 122V123H189ZM22 123V124H21ZM61 123V124H60ZM65 125H64V124ZM76 123V122H75ZM95 123V124H94ZM94 123H93V125H92V127H91V129L88 127V129L86 130V131H88L89 130V133L88 132H86L85 131V133L86 134H84V133H81V134H83L82 136H90L91 137V140H90V138H87V141H89V142H83V143H80V140H81V137L82 136H80L79 135V130L78 129H76V131H75V133H74V137H73V139H76L77 141H74V143L76 144H80V146H82V148L80 147L79 148V151H78V153H80L81 155H83V153H85L86 152V150L88 151L89 149H87V148H89V147H91L92 145V143L91 142H93V143H95L96 141V139H98L97 138V136H96V131H98L100 128L98 127V124H96V121H94ZM192 123H194V124H192ZM205 123H208V121L207 122H205ZM204 123V124H205ZM20 124H21V126H20ZM26 124V125H25ZM48 124V125H47ZM46 125L49 127H46ZM50 125V126H49ZM207 125V127L209 126L208 124H206ZM206 125H203V127L204 126H206ZM237 125H240V126H237ZM72 126H75V124H73ZM79 126H78V128H79ZM82 126V127H81ZM88 126H90L89 124H88ZM93 126H95V127H93ZM103 126H101V128H104ZM195 126V127H194ZM196 126L198 127V129L196 128ZM237 126V127H236ZM44 127V128H43ZM52 127V128H51ZM55 127V128H54ZM59 127V128H58ZM202 127V128H203ZM246 127V126H245ZM46 128V129H45ZM57 128V129H56ZM70 128V127H69ZM68 128V129H69ZM94 128V129H93ZM98 128V129H97ZM196 128V129H195ZM19 129V130H18ZM23 129V130H22ZM26 129V130H25ZM49 129V130H48ZM51 129V130H50ZM96 129V130H95ZM205 129V128H204ZM243 129V128H242ZM241 129V130H242ZM52 131V130H55V134H54V140H52V144L50 145L49 144V146L48 147H50L51 148V146L53 147V148H41V149H39L38 147L36 148L35 146H36V144H38L37 142H38V138L39 139H41V137H42V135H43V133L44 132H48V131ZM62 130V131H61ZM64 130V131H63ZM102 130V131H101ZM103 130L104 129H100L99 131H101L102 133V135H103ZM193 130H195L194 132H193ZM237 130V131H238ZM245 130H246V128H245ZM9 131V130H8ZM78 131V132H77ZM202 131V133L204 132V131H206V130H201ZM238 131V132H239ZM243 131L244 130H242V133H243ZM196 132V133H195ZM241 132V131H240ZM239 132V134H238V137H239V142H242V141H244L243 139H246L245 137L247 136V134H244L243 133V136H242V134ZM57 133V134H56ZM63 133V134H62ZM191 133V135H193ZM205 133V132H204ZM206 133H208V130H207V132ZM249 133V132H248ZM17 134V135H16ZM210 133H208L207 135H205V137L206 136H210L209 135ZM15 135V136H14ZM20 135H19V137H20ZM37 135V136H36ZM58 135V136H57ZM101 135V136H102ZM236 135V134H235ZM60 136V137H59ZM59 137V138H58ZM99 137V136H98ZM204 137V138H205ZM211 138H212V136H210ZM234 137V136H233ZM13 138H11L12 139V141H13ZM80 138V139H79ZM11 139H9L8 141H10ZM57 139V140H56ZM82 139H83V137H82ZM100 139V138H99ZM60 140H61V142H60ZM84 140V139H83ZM82 140V141H83ZM202 140V139H201ZM33 141V142H32ZM36 141V142H35ZM40 141V140H39ZM59 141V142H58ZM63 141H64V143H63ZM11 142V141H10ZM79 142V143H78ZM35 145V146H34ZM54 145H56V147L54 146ZM60 146V148H59V146ZM62 145V146H61ZM57 146H58V148H57ZM84 147V148H83ZM87 147V148H86ZM55 148V149H54ZM37 149L39 150L38 152H37ZM58 149V150H57ZM84 149V150H83ZM86 149V150H85ZM5 149L3 148H0V155L1 154H3L5 151H4ZM40 150H42V153H41V151ZM44 150V151H43ZM54 150V151H53ZM81 150V151H80ZM49 151V152H48ZM51 151L52 152H54V157L55 158H49L48 156H50V153H51ZM90 151V150H89ZM55 152H57V153H55ZM41 153V154H40ZM48 154V156H47V154ZM36 154H39V155H36ZM57 154V155H56ZM36 155V156H35ZM125 155H126V153H125ZM34 156H35V158L36 159H38L37 161H35L34 160ZM40 156V157H39ZM58 156V157H57ZM62 156V155H61ZM141 156L142 155H140L139 156V158H141ZM43 157V158H42ZM169 157V156H168ZM1 158V157H0ZM13 158H11V159H13ZM129 159L131 158V157H128ZM169 158H171V157H169ZM42 161H41V160ZM54 159V160H53ZM41 162H40V161ZM46 160H47V162H46ZM49 160H50V162H49ZM54 162H53V161ZM18 161V162H17ZM44 161V162H43ZM190 161V163H191V160H189ZM188 161V162H189ZM208 161H209V159H208ZM208 161L206 160V162H203L202 164H204V165H206L207 163H208ZM60 162V163H59ZM186 163V165L188 164L189 165V163ZM57 163V164H56ZM41 164V165H40ZM42 164H43V166H42ZM59 164V165H58ZM6 165V166H5ZM36 165H37V167H36ZM130 165H131V167H132V164L130 163ZM204 165H201L200 166V169H202L203 167L202 166H204ZM5 168H4V167ZM40 166V167H39ZM120 166V165H119ZM6 167H8L7 169H6ZM202 167V168H201ZM12 168V169H11ZM87 168V167H86ZM86 168L84 169V172L82 171V175H84V173H85V170H86ZM200 169H198V170H200ZM10 170V171H9ZM81 170V169H80ZM96 171V169L94 168L93 169V171H92V174L90 175V178H89V181L93 178V175H94V172ZM3 172V173H2ZM11 172V173H10ZM43 174V173H42ZM88 175V174H87ZM10 177V178H9ZM161 179H165V178H163V177H160ZM144 180V179H143ZM158 180H159V178H158ZM157 180V181H158ZM15 183V184H13V183ZM43 182V179H41V183ZM44 183V182H43ZM42 183V184H43ZM105 183V182H104ZM106 184V183H105ZM142 184H144V182H142ZM156 187H157V185H155ZM19 187H20V189H19ZM140 188H142L143 187V185H142V187L141 186H139ZM107 191H108V193H107V195H108V198L110 199V197H109V195H111V199L112 198H114V196H115V193L116 192H111V187L108 185V186H106V188H105ZM143 189V188H142ZM147 190H149V192H144L145 194H143L144 195V197H145V195H147V198H149L150 196V198H152V195H151V191H150V189L149 188H146ZM150 193V195H148ZM17 194V196L18 197H15V195ZM36 195H37V193H36ZM149 196V197H148ZM75 197V198H74ZM131 198V197H130ZM146 198V197H145ZM146 198V199H147ZM19 199V200H18ZM75 199V200H74ZM133 200H135L134 198H132ZM113 200V199H112ZM9 201V202H8ZM16 201H20V202H17L16 203ZM67 202V203H66ZM77 202H79V206L77 207V209H76V211L75 212H71V210L69 209V206H70V204H71V209L73 208V206L77 203ZM17 204V206H16V204ZM18 203H19V205H18ZM66 204V205H65ZM68 205V206H67ZM21 206V207H20ZM128 206V205H127ZM127 206H124L123 208L124 209H122L121 211H120V216H122V217H118L119 219H123L124 220V218H126L127 220H124V223H125V225L126 226H129L130 227V229H135L136 230V227H134V225H135V223H132V216H133V214H132V210L133 209H131L132 208V206H131V204L127 207ZM21 208V209H20ZM108 208V209H109ZM125 208L127 209L126 210V212H124L125 211ZM116 209V210H115ZM129 209V210H128ZM19 210V211H18ZM83 210V211H82ZM131 210V211H130ZM22 212H23V210H22ZM79 212H80V214H79ZM81 212H83V213H81ZM98 212H99V214H98ZM122 212L124 213V214H122ZM146 213H149L148 211H146ZM188 213V212H187ZM110 214H111V217H113V218H111L110 217ZM118 214V215H119ZM171 214H172V216H173V214H174V216L177 218V213H174V212H171ZM88 215V214H87ZM99 215V216H98ZM117 215V214H116ZM124 215H127V217L126 216H124ZM147 215H149V214H147ZM25 215L23 214V217H24ZM192 216V215H191ZM191 216L190 215H188V217H190V219H191ZM73 217V218H72ZM134 217V219H135V216H133ZM193 217V216H192ZM99 218H101V219H99ZM145 218V217H144ZM144 218H140L139 219V222H142L143 223V221H145V219ZM147 218H148V220H149V218L150 217H148L147 216ZM165 218L167 219L168 217L167 216H165ZM19 219H20V221L22 222V224H20V222H19ZM63 219V220H62ZM71 219V220H70ZM73 219V220H72ZM108 219V220H107ZM189 219V220H190ZM56 220V221H55ZM93 220V221H92ZM98 220H100V221H98ZM105 220H106V222H105ZM143 220V221H142ZM194 220V221H193ZM155 221V220H154ZM196 221L198 222V223H200L201 221H198L197 219H192V224H193V226H195L194 224H196ZM41 222V221H40ZM39 222V223H40ZM97 222V223H96ZM127 222H128V225H127ZM129 222H130V224H129ZM57 223V224H56ZM59 223V224H58ZM101 223H103V224H101ZM219 222H216L215 223V226H216V224H218ZM54 224H56V225H54ZM88 226H87V225ZM93 224V225H92ZM101 224V225H100ZM106 224V225H105ZM132 224H133V226H132ZM74 225V226H73ZM98 225H100L99 226V228L97 227ZM113 225V224H112ZM138 225H140V223L138 224ZM160 225H161V222H160ZM57 226H58V228H57ZM59 226H60V228H59ZM93 226H94V228H93ZM103 226V227H102ZM132 226V227H131ZM77 227V228H76ZM89 227V228H88ZM104 228H105V232H103V230H104ZM69 229H70V231H69ZM77 229V230H76ZM98 229H99V231H98ZM114 229L116 230H114L116 233H112V234H114L113 236H119L118 235V233H120L119 232V230L117 229V227L116 226H114ZM57 230V231H56ZM72 230V231H71ZM121 230V229H120ZM85 231H86V233H85ZM97 231V232H96ZM118 231V232H117ZM186 231V230H185ZM8 234L10 233V231L9 232H7ZM7 233H6V235H7ZM77 233V234H76ZM200 233L201 232H198V234H193V235H191L190 233H188V232H185V236H183L184 238H182V239H180L179 237H178V234L176 233V236L177 237H175L174 235L172 236V237H170L169 236V238H168V235H166L167 237H165V238H162V237H160V240H162V241H165L166 239H172L173 241H171V243H177V244H170V241H168V242H166L165 244H168V246L167 245H165L164 246V249H162L163 250V254H167V255H164V256H162V260H164L165 258L167 259L168 257V260H166V261H173L174 260V257L175 256H177V255H179L180 253H183V251H185V252H188V254H190V255H188V257L185 259L186 261L187 260H189V258L191 259L192 257H193V255L192 254H197L196 252H198V251H201V250H198L199 248L197 247V245L198 244H206V246H205V248H208V246L210 245V244H207V243H204V241H205V239L207 238V235H203V233H201V235H200ZM11 234V233H10ZM84 234H86V236L84 235ZM93 234V235H92ZM112 234H110V235H112ZM116 234V235H115ZM190 234V235H189ZM43 235H48L49 237L48 238H45V239H43L42 238V236ZM74 235V236H73ZM102 235H103V237H102ZM130 235V238H128V240H129V242H127L128 240H127V238L125 237L123 240H127L126 242H125V244H130L131 246H135V242L137 241V237L136 236H134L135 234L134 233H131V234H129ZM187 235V236H186ZM189 235V236H188ZM199 235V236H198ZM192 236V238H190ZM204 237V239L202 238V237ZM86 237V238H85ZM186 237V238H185ZM49 238H51V239H49ZM59 238V239H58ZM15 239V238H14ZM95 239V240H94ZM99 239H100V241L102 242V244H100V247H98V249H99V251L102 253L101 254V260L103 259V261H98V260H100V256H96L95 257V255L93 254V253H91V252H89L90 250V248L88 247V246H90V244H96V243H98L99 242ZM102 239V240H101ZM114 239V240H113ZM165 239V240H164ZM180 239V240H179ZM185 239V240H184ZM61 240V242H59ZM184 242H183V241ZM195 240V241H194ZM18 241V242H17ZM44 241V242H43ZM49 241V242H48ZM69 241V242H68ZM91 241H93V242H91ZM167 241V240H166ZM188 243H187V242ZM12 242H15L14 243V245L16 244V242H17V244L15 245V246H12L13 245V243ZM53 242V243H52ZM72 242V243H71ZM105 242V243H104ZM113 242L115 243L114 244V246H117V247H112L113 246ZM45 243V244H46ZM60 243V244H59ZM108 243V244H107ZM181 245H180V244ZM190 243H192V244H190ZM72 244L74 245V246H72ZM87 244V245H86ZM112 246H111V245ZM155 244H164V243H161V242H157L156 240H155ZM187 244V245H186ZM177 245V246H176ZM180 245V246H179ZM184 245H186L185 246V248L187 249V250H185V248L183 249V246ZM195 246H196V249L198 250H195ZM155 245H153V246H151V249L152 250H154L155 249ZM166 247V248H165ZM178 247H180V248H178ZM190 247V248H189ZM193 247V248H192ZM70 248V249H69ZM96 248V247H95ZM102 248V249H101ZM119 248H121V246L119 247ZM204 248V249H205ZM40 249H41V247H40ZM180 249V250H179ZM142 250H143V252H144V254H145V256L147 255V253L144 251V249L143 248H141L140 250L138 249V252L137 251H135V253H136V255H137V253H138V256H136L135 257V262L137 261V258L139 259V257H140V255H142L143 256V252H142ZM192 250V251H191ZM91 251H92V249H91ZM114 251V250H113ZM167 251V252H166ZM58 252H59V247H58ZM88 252H89V254H88ZM139 252H141L140 254H139ZM184 252V253H185ZM23 253V252H22ZM41 254V256H40V258H39V255L38 254ZM64 253V254H63ZM77 253V254H76ZM91 253V254H90ZM183 253V254H184ZM18 254L19 255H21L22 256V254L20 253V252H18ZM75 254V255H74ZM105 254H107V255H105ZM117 254V255H116ZM162 254V255H163ZM171 256H170V255ZM198 254H201V252L200 253H198ZM42 255H44L43 257H42ZM110 255V256H109ZM173 255V256H172ZM46 256V257H45ZM49 256V257H48ZM51 256V257H50ZM53 256V257H52ZM94 256V257H93ZM119 256V257H118ZM145 256H143L144 258H145ZM165 256H167V257H165ZM14 257V256H13ZM23 257V256H22ZM45 257V259H43ZM79 257V258H78ZM116 257H118V259L116 258ZM127 257H130L129 255H127ZM149 255H148V260L147 259H144V261L143 260H140L142 263H139V264H156V263H158L159 262V264H163L165 261H163L162 263L160 262V261H162V260H159L158 262H157V259L158 258H156L155 260H156V262H155V260H154V262L155 263H152V261L150 262L149 260ZM165 257V258H164ZM173 257V258H172ZM196 257V256H195ZM194 257V258H195ZM18 256L16 257V260L17 261H15V260H12L13 262V264H16V263H18ZM39 258V259H38ZM46 258H47V260H53L54 262L52 263L51 261H47L46 260ZM51 258V259H50ZM85 258V259H84ZM88 258H91V259H88ZM94 258V259H93ZM99 258V259H98ZM107 258H109V259H107ZM172 258V259H171ZM199 259V257L197 256L196 257V259ZM37 259H38V261H37ZM44 261H42V260ZM64 259V260H63ZM85 260V261H83V260ZM97 259V260H96ZM171 259V260H170ZM41 260V261H40ZM127 260H128V258L126 259V262H127ZM65 261V262H64ZM94 261H96V262H94ZM43 262V263H42ZM56 262V263H55ZM64 262V263H63ZM99 262V263H98ZM111 262H114V263H111ZM145 262V263H144ZM127 263H129V261L127 262ZM165 264V263H164ZM174 264V263H173ZM187 264V263H186Z\"/></svg>","mask_w":264,"mask_h":264}]
</instances>
